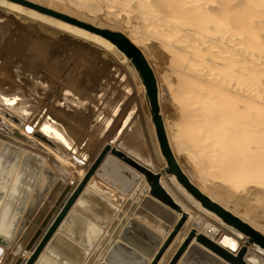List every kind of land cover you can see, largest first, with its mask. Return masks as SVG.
Segmentation results:
<instances>
[{
    "label": "bare ground",
    "instance_id": "1",
    "mask_svg": "<svg viewBox=\"0 0 264 264\" xmlns=\"http://www.w3.org/2000/svg\"><path fill=\"white\" fill-rule=\"evenodd\" d=\"M6 1L17 7H25L12 0H5V2ZM60 1L61 0H59V2ZM67 1L75 4L78 3L76 6H80L81 4L84 5L85 3L90 4V2H92L91 5L93 3L100 4L102 9H99L102 10L103 14L102 16L96 17V19L99 18L100 20L97 19L93 21L94 26L91 23L93 27L101 25L103 22L112 23L110 18L113 19V17H115V22H119L118 24L120 25L119 32L124 34L134 45L140 47L145 42L151 40L158 48H161L165 52L169 60V79L163 78L165 75L162 76L161 74L160 80L162 82L164 81L163 83L166 85L170 98L176 101L182 114V123L186 125L187 129L186 132L184 131V133L181 134L182 132L179 133L180 130L178 128L179 123L169 121L168 119L163 120L162 118L167 143L173 158L180 170L185 174L182 166L177 162V155L183 153L185 150V156L188 160H192L191 162H193V168L196 172L194 175L185 174L188 182L211 202L218 204L222 209L245 224H248L256 231H260V226L257 225L259 221L256 223L253 218H251V215L249 217L245 213H241L237 208L228 207L225 201L218 196V191L213 189L212 184L215 181L214 179H217L218 182L226 185L228 189H232V191L238 193L245 191V189L250 186H259L264 189V0ZM67 1L65 2L66 5H68ZM71 5L73 7L75 6L74 4ZM25 8L37 11L29 7ZM80 8H82V6ZM89 9L91 10L90 6ZM37 12L49 16L50 19L53 18V21L60 27L67 28L62 22L65 20L50 16L41 11ZM94 14L97 15L96 13ZM103 19L104 21L102 22L101 20ZM72 25L71 27H74L73 29H76V32L81 36L89 35L87 31L91 32L93 34V36L91 35L92 38L95 39L99 47H102L109 53L114 52L113 55L118 56L120 60L127 63L125 57L120 55V53L124 52L109 39L84 27L75 24ZM106 40L112 44H109ZM171 76L174 81H171ZM14 107V110H12L10 106L6 108L10 113L24 118L25 116L21 113V108L19 106ZM0 116L4 117L3 114H0ZM5 121L8 122V119ZM11 121L12 120H9L8 124L14 126L15 122L10 124ZM19 121L21 120L19 119ZM149 121L153 124L152 119ZM20 125L22 127V124ZM51 126L52 125L49 126V124L44 125L42 127L43 131L41 132H43L42 135L45 133L44 139L47 140L46 138L49 136L51 139L50 142L53 144H51L49 140L45 141L42 137H36L35 144L41 146L47 150V152L49 151L54 157H52L53 159L56 158L63 167L69 169L71 178L69 181L66 179L52 204L30 234L18 255L17 264H26L30 259L32 260L30 264H39L42 258L46 257L48 253L47 249L54 239L60 234H65L63 232V225L70 212H79L77 211V206L87 189H90L93 193L102 198H106L108 201L110 200V203L114 201L115 196H118L116 191L120 192L122 195H127V199L130 196V191L122 190L97 174V168L90 173L89 169L91 166H82L79 159L80 157H77L79 155L74 154L75 149L71 147L69 141ZM133 126L135 125L129 126L126 136L132 145H137L139 148L138 142L142 139L139 134L140 130L138 131L137 129L138 132L135 131ZM15 127L17 128V125ZM29 127L32 131L31 126L27 124L26 129H29ZM167 128H170L168 132L166 130ZM19 129L20 128H18V130ZM20 131L23 132L24 128L23 130L21 128ZM21 134L22 133H20V135ZM14 135H16V138L19 137L17 132H14ZM25 135L27 136L28 133ZM155 136L156 133L154 137ZM31 137L33 138V136ZM7 138L10 139L12 143H21L20 145L13 143L11 146L17 149L19 157L15 160L14 169L8 174V188H10L14 180H19V171L21 170L19 167L21 164L27 163L28 154L25 155L23 159H20L22 149H19V146L27 148L24 146L27 144L19 142L11 137ZM155 138L156 141L157 136ZM1 139L6 140V143L10 142V140L0 137V146H2ZM68 147H71L73 150ZM157 147L158 156L161 158L163 155L161 154L159 144ZM35 149L38 152L40 151L37 148ZM113 149L135 161L132 156L130 157L129 154L127 155V153L118 148L110 146L107 152L111 153ZM34 158L36 162L40 161V165L38 171L35 172V177L30 183L29 200L23 209L15 233L7 238L0 232V239H5L4 244L2 242L0 243V264L3 262L8 252L13 248L41 202L52 189L57 181L56 179H58V171L49 162V158L47 161L52 167L44 166V157ZM19 161H21L20 164ZM162 161L163 162L155 169L152 168L150 163H143L146 166L138 163L151 173L159 176L158 180L161 187L171 199V202L165 203L161 198L153 196L150 183L147 182L145 176L140 173L146 190L139 200V203L144 198H151L153 202H157V204L161 205L163 204L166 211L172 216L171 221L168 222V226L165 227L167 231L165 233L161 232L160 241L154 251L147 255L138 254L141 259L140 264H151L156 253L164 242L169 239L171 233H173V235L171 234L169 243H167L165 250H163L159 259L154 262V264H164L168 259L166 264H171L172 261L173 264H187V256L191 255L194 248H197L195 246L201 247L206 252L218 257L217 259L220 264H230L227 260H223L212 253L209 250L210 248L207 249L208 247L206 245H203L205 237L216 246L229 252L232 256H238L245 248L242 259L246 264H250V256L248 255L249 246L255 245L264 251V246L254 241L249 242L247 236L245 237V234L240 232L232 224L225 222L218 211L212 209L205 204V202L199 201L191 191H188L177 180L171 171L167 170V163L164 157ZM124 163L128 165V163ZM206 188H208V191ZM7 191L9 192V190ZM5 196L6 193L4 198ZM86 198L88 197L86 196ZM134 198H136V195L132 197L128 206L131 205ZM183 202H185L187 206ZM139 203L128 215L124 225L116 232L112 243L120 242L123 229L130 221L138 217L137 208L140 205ZM114 207L116 211L122 208L118 209L116 205H114ZM126 211L127 209H125L119 217L109 235H112L115 227L119 224ZM215 220L219 223H223L235 231L237 235H240L241 238L244 239V244L238 247V244H235L232 236L225 232L223 233L221 229L215 226ZM178 225V231L174 234V229ZM99 227L101 233L107 230L106 228V230L103 231L101 228L106 226L99 225ZM182 229L185 230L182 231ZM178 233H180L179 236L176 235ZM68 238L70 239V237ZM177 244L179 245L172 254L173 248L177 246ZM82 248L86 252L85 261L93 247L83 246ZM177 253H179V256L173 260ZM106 255L107 251L104 252L97 264H111ZM102 259H104V262H101ZM256 259L257 258L253 260L257 261ZM60 264L62 263L60 262ZM261 264H264V262Z\"/></svg>",
    "mask_w": 264,
    "mask_h": 264
},
{
    "label": "rangeland",
    "instance_id": "2",
    "mask_svg": "<svg viewBox=\"0 0 264 264\" xmlns=\"http://www.w3.org/2000/svg\"><path fill=\"white\" fill-rule=\"evenodd\" d=\"M12 1L29 7L20 2L25 1L85 24L91 25L92 23L93 26V21L99 19H96V17L103 14L102 10H100L102 9L101 5L97 3L91 5L92 2L76 6L78 3H71L67 0H61L60 2L59 0ZM66 1L68 5L70 3L69 6L65 4ZM4 2L5 0H0V114L4 115V117L0 116V134L14 138L19 142L42 151H37L38 153H36L23 146H19V149H22L20 159H23L27 154L33 157H44V166H51L47 161L51 155L49 151L47 152V150L35 144L36 137L45 138V133L42 135L43 132H41L43 131L42 127L49 124V126L52 125V128L60 132L69 141L71 147L75 149L74 154L79 155L77 157H80L82 166L90 167L97 160L101 151L106 146H111L127 153V155L129 154L136 162L138 160L137 163L141 165L146 166L143 163H150L153 169L158 167L163 162V157L160 158L157 153L156 148H158V144L157 140L155 141L156 136L154 137V126L149 121L151 120V114L145 96V89L133 64L126 55L120 53L121 56L125 57L127 63L120 60L118 56L113 55L114 52L109 53L107 50L99 47L95 39L92 38L93 34L89 31H87L89 35L81 36L76 32V29H73L74 27H71L72 24L68 22L62 21L63 25L67 26V28L60 27L53 21V18L50 19L49 16L37 12L38 10L33 11L25 7L9 4L7 1ZM71 4H74L77 8L75 6L74 8ZM81 6L82 8H80ZM114 19L115 17L113 19L110 18L112 23H105L103 19L101 20L103 23L95 27L119 32V22H115L116 20ZM106 41L112 44L108 40ZM149 41L140 47L135 46L141 51L155 76L160 115L163 120L168 119L169 121L179 123V133L182 132L181 134H183L187 129L186 125L182 123L181 111L176 101L170 98L166 85L163 83L164 81L160 80L161 74L162 76H166L163 78L169 79L168 57L154 42ZM170 78L171 81H174L172 76ZM7 106H10L12 110H14V106H19L21 113L26 119L10 113L6 108ZM5 117L8 119V122L5 121ZM9 120H12L10 124L15 122V125H9ZM20 124H22V127ZM27 124L31 126L32 131L30 127L26 129ZM16 125L17 128L15 127ZM130 125H135L133 126L135 131L137 129L138 131L140 130L139 134L142 139L138 142L139 148L137 145H132L126 136ZM18 128H22V130L24 128V131L21 132ZM169 129H166L167 132ZM14 132H17L18 138L14 135ZM20 133L22 134L20 135ZM27 133V136L30 135L29 137L25 135ZM46 139L44 140H49V142L51 140L49 136ZM6 142V140H2V143ZM1 147L0 154L4 155ZM71 147L68 148L71 149ZM185 152L184 150L183 153L177 155V162L182 166L185 174L194 175L196 172L193 168V162L186 158ZM6 153H9V151H6ZM50 157L53 156L51 155ZM106 158L111 159L112 163L109 164L105 173L111 176L115 182L129 185L132 191L138 179H142L140 172L126 165L120 158L110 152H106L103 160ZM11 159L14 163L15 158L11 157ZM55 160L58 162L56 158ZM21 161H19V164ZM102 163L101 160L99 166ZM60 165L63 167L62 164ZM63 168L66 171L68 170L69 181L71 178L70 171L65 167ZM57 174L59 179L60 174L58 172ZM133 178L135 181H133ZM214 180L212 186L213 189L218 191V196L225 201L228 207L237 208V210L249 217L251 215V218L256 223L259 221L257 225L260 226V231L258 230L257 232L262 233L261 235L264 236V189L259 186H250L245 191L238 193L232 191V189H228L226 185L221 184L217 179ZM206 190L208 191V188ZM116 192L118 196L114 197L111 205L114 204L120 209L126 201L127 195H122L118 191ZM103 199L107 200L106 198ZM144 199L140 201L137 209H139L141 217L151 222V224H146L139 216L136 217L132 221L131 232H133L132 238L137 248L134 244L132 245L127 242L129 247H132L136 252L138 251L141 254L142 252L138 249L142 250L144 245H151L152 241L156 239V235H160L158 230L167 227L168 222L172 218L163 204H157L151 198L148 201H144ZM183 203L185 204V202ZM81 205L85 207L84 209H86L87 213L93 216L100 214L101 217H107L111 213V209L98 202L92 203L89 201L88 203V200H86ZM77 211L80 213H76L81 215L86 221L96 223L91 217L86 216L80 210ZM214 223L223 233L225 232L232 236L238 247L241 246L239 244H244V239L240 235H237L235 231L216 220ZM95 225L99 227L97 223ZM101 228L103 231L106 230V227ZM180 233L176 235L179 236ZM70 240L74 241L73 239ZM248 252L250 264H261L264 262V251L261 248L251 245L248 247ZM202 254L204 253H200V250L196 252L194 254V258L196 259H192V264H208L204 258L205 256ZM46 258L60 264L58 260L48 253L46 254ZM255 258H257V261L253 260ZM101 262H104V259Z\"/></svg>",
    "mask_w": 264,
    "mask_h": 264
},
{
    "label": "water",
    "instance_id": "3",
    "mask_svg": "<svg viewBox=\"0 0 264 264\" xmlns=\"http://www.w3.org/2000/svg\"><path fill=\"white\" fill-rule=\"evenodd\" d=\"M22 4L29 6L31 8H34L38 11H41L43 13L55 16L56 18L68 21L72 24L78 25L80 27H84L88 30L97 32L101 34L102 36L109 39L112 43H114L121 51L125 53V55L131 60L133 66L135 67L143 85L145 88V96L147 100V104L151 113V119L153 122V126L155 129V133L157 136L159 148L161 151V154L164 157V160L167 163V170L171 171L177 180L188 190L193 193V195L199 200L205 202L208 206H210L212 209H215L218 211L225 222L232 224L235 226L240 232L244 233L247 236V240L249 242H256L260 244L261 246H264V236L261 235L259 232H257L255 229L250 227L248 224H245L238 218L232 216V214L228 213L224 209H222L218 204L211 202L209 199H207L204 195L200 194V192L188 182L187 177L183 172L180 170L179 166L177 165L175 159L172 156V153L170 151V148L167 143L165 130L163 127V120L160 115V109H159V103H158V89H157V83L155 80V76L153 75V72L151 68L149 67L145 57L141 53V51L121 32H114L110 30H104L100 28H95L92 25L85 24L83 22L77 21L75 19H71L67 16H64L60 13H55L52 11H49L43 7L33 5L31 3H27L25 1H20ZM0 137H3L4 139H8L4 135L0 134ZM10 140V139H8ZM21 144L16 143L10 140L8 143H2L1 149L4 151V155L0 154V232L4 237L9 238L15 233L16 227L18 225V222L20 220L21 214L23 212V209L26 206V203L29 199L28 194L30 192V183L35 177V172L38 171L40 161L36 162V159L33 156L27 157V163L21 164L19 169V180H14L12 186L8 188V182H9V175L11 170L14 169L13 166L15 165L12 162L11 157H14L15 160L19 157L17 149H14L11 147V144ZM23 145V144H22ZM27 148H29L33 152H37V150L29 145H24ZM109 149L108 146H106L100 153L97 160L91 165L89 172L91 173L95 168H99L97 171L102 178L107 180L109 183L114 184L115 186L121 188L125 191H130L129 198L124 202L122 205V208L118 211H116V208L111 205L107 200H104L101 196L96 195L93 193L90 189H87L85 194L83 195V198L79 202L77 209L80 210L83 214L86 216L91 217L98 225L106 226L107 230L104 233H101L100 227L96 226L93 223H90L89 221H86L83 219V217L76 212L73 213L70 212L69 216L67 217V220L65 221L63 225L64 233L70 237V239H73L74 241L70 240L66 235H58L57 238L54 239V241L51 243L49 248L47 249V252L49 255H51L53 258L61 262L62 264H97L100 260L101 256L104 254V252L107 251V259L110 261L111 264H140V255L138 251L136 252L132 247H129L127 245V242L129 244H134L133 236L131 232V226L133 225V220L130 221L126 227L123 229L121 234V240L120 242H114L113 238L116 234V232L121 228L122 225H124L128 215L131 213V211L135 208V206L139 203V200L141 199L142 195L144 194L146 190V186L143 185V179H138L137 184L135 185L134 189L132 191L130 190V186L123 184V183H117L115 182L111 176L107 175L105 173L107 167L110 163H112L111 159H104L107 150ZM2 151V153H3ZM6 151H9V153H6ZM111 153L115 155L116 157L120 158L124 162L128 163V165L135 168L137 171L142 173L145 176V179L147 182L150 183L152 187V195L156 196L158 198H161L162 201H165V203L171 202L170 197L166 194V192L163 190L159 183V176L151 173L148 169L142 167L137 162H135L133 159H130L126 155L120 153L117 150H111ZM8 154V155H6ZM13 155V156H12ZM9 159V160H8ZM8 160V161H7ZM102 160V164L99 166V163ZM49 162L52 164L54 168L57 169V171L60 173L59 179L55 182L52 189L49 191L47 196L44 198V200L41 202L40 206L38 207L37 211L31 218L29 224L25 228V230L22 232V234L17 239L15 245L13 248L8 252V254L5 256L3 262L1 264H17L18 263V255L25 245L26 241L28 240L30 234L35 229L36 225L39 223V221L42 219L43 215L46 213L50 205L52 204L53 200L57 196L58 192L61 190L63 184L65 183L66 179H68V172L52 157H49ZM99 167H98V166ZM112 175V174H111ZM137 178V177H136ZM133 181L135 179L133 178ZM9 190V192L7 191ZM6 193V196L4 198V195ZM136 195V198L131 203L130 206V200L133 196ZM86 196L88 198H86ZM4 198V199H3ZM86 200L90 202H98L109 209H111V213L107 217H101L100 214L96 215H90L87 213L85 207H83L81 204L84 203ZM148 198H145L144 201H148ZM143 201V202H144ZM127 209L126 213L123 215L122 219L120 220L119 224L115 227L112 235H109V233L112 231L113 227L116 225L119 217L122 215V213ZM137 216L141 217V213L139 212V209L137 210ZM143 221H145L147 224H151V222L145 220L143 217H141ZM85 220V221H84ZM88 222V223H87ZM179 225L175 227L174 234L178 231ZM167 230L160 229L158 232L161 235L162 233H165ZM101 233V234H100ZM173 235V233H171ZM171 234L169 236V239H167L164 244L160 247L158 252L156 253L155 257L151 261V264H154L159 259L160 254L165 250L167 243H169ZM101 235V236H100ZM160 235H156V239L152 241L151 245H144L142 247V250L138 249L142 252V255L150 254L154 251L155 247L157 246L158 242L160 241ZM5 240V239H4ZM3 239H0V243H5ZM124 244H122V243ZM204 242V243H203ZM203 245H206L212 253L219 256L223 260H227L230 264H246L245 261L242 259V254L245 251L242 250L241 254L238 256H232L229 252L226 250L220 248L219 246H216L214 243L209 241L205 237V241H203ZM206 242V243H205ZM127 245V246H126ZM93 247L91 253L87 256V258L84 261L86 252L83 250L82 247ZM146 246V247H145ZM137 248V246L135 245ZM194 248L191 252V255L187 256V264H192V259L194 258V254L200 250V253L204 258L207 260L208 264H220L218 257H215L214 255L210 254L209 252H206L201 247ZM122 253V254H121ZM179 253L176 254L175 260L179 255ZM44 258V259H43ZM40 261L41 264H58L50 259H46V257H43ZM196 259V258H194ZM31 259L27 261L26 264L31 263ZM175 262V261H174ZM39 263V264H40ZM173 264V261L171 262Z\"/></svg>",
    "mask_w": 264,
    "mask_h": 264
},
{
    "label": "crops",
    "instance_id": "4",
    "mask_svg": "<svg viewBox=\"0 0 264 264\" xmlns=\"http://www.w3.org/2000/svg\"><path fill=\"white\" fill-rule=\"evenodd\" d=\"M185 205H186V204H185ZM184 238H185V235H184ZM181 242H182V241H181ZM181 242H180V243H181ZM180 243H179V244H180ZM179 244H177V246H175V247L173 248L172 254L174 253L175 249L178 247ZM239 245H242V244H239ZM172 254H171V256H172ZM171 256H170V257H171ZM170 257H169V258H170ZM168 260H169V259H168ZM168 260H167L164 264H166V263L168 262Z\"/></svg>",
    "mask_w": 264,
    "mask_h": 264
}]
</instances>
